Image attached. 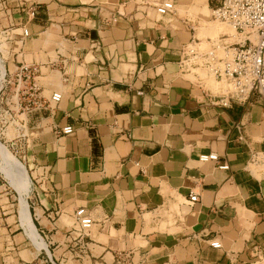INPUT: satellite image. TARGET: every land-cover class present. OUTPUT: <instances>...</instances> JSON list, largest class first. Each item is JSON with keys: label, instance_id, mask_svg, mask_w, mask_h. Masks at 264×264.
<instances>
[{"label": "crops", "instance_id": "obj_1", "mask_svg": "<svg viewBox=\"0 0 264 264\" xmlns=\"http://www.w3.org/2000/svg\"><path fill=\"white\" fill-rule=\"evenodd\" d=\"M10 1L16 34L24 8ZM159 1L24 0L37 16L12 52L17 63L40 67L42 96L60 90L63 98L53 115L29 116L23 151L35 188L24 219L17 190L0 181V264H30L44 246L69 261L80 207L95 226L80 246L93 245L99 259L82 255L78 264L264 261L253 262L264 255V179L248 167L250 152L264 149V100L252 92L222 106V89L185 77L183 51L200 43L194 35L203 39L206 20L178 10L161 16ZM195 6L209 9L208 0ZM53 123L74 131L55 135ZM210 152L216 161L199 160ZM190 193H198L192 205Z\"/></svg>", "mask_w": 264, "mask_h": 264}, {"label": "built area", "instance_id": "obj_2", "mask_svg": "<svg viewBox=\"0 0 264 264\" xmlns=\"http://www.w3.org/2000/svg\"><path fill=\"white\" fill-rule=\"evenodd\" d=\"M17 1L18 5L24 8L25 18L19 24L21 31L13 33V37L23 41L31 36L27 22L36 18L37 8L30 5L25 9L24 0ZM155 10L161 16L173 14L176 11L175 2L174 0H160L156 3ZM211 14L214 19L232 27L238 35L243 36V40L228 44L213 43L212 48L206 51L184 49L185 55L181 57L179 68L187 72V67H194L196 63L190 61L191 57L200 56L202 59H207L205 60L208 65L206 68L214 79L226 82V87L222 89L221 96L216 101L222 106H227L231 99L245 101L252 92H256L264 100V0H219L218 4L211 9ZM13 72L17 76V92L21 90L23 96V101L18 107V111H21L18 116L22 115V117L17 116L19 120L17 125L20 131L17 140L21 143L18 146L28 148L30 114L41 115L47 111L53 115L63 98V93L56 90L49 97L40 94L41 85L37 79L40 73L39 66L18 62ZM10 110L7 107L8 120L14 115L11 114L12 112L10 113ZM51 127L55 135H66L74 131V126L70 123L62 126L53 123ZM20 152L22 154L21 157L18 156L19 160L26 168V153L23 150ZM217 158L215 152L203 153L199 156L201 162L216 161ZM218 167L227 169L228 165L218 164ZM248 167L250 171L257 172L260 178L264 179V149L250 152ZM34 188V184L31 183L30 191ZM197 200L198 193H190L185 201L192 205ZM74 222L75 225L69 234L74 233L77 237H83L94 225V219L84 207L75 211ZM209 245L213 248H220L221 242L218 239H213ZM42 251L43 253L36 257L35 264H62L50 254L48 248H43Z\"/></svg>", "mask_w": 264, "mask_h": 264}, {"label": "rangeland", "instance_id": "obj_3", "mask_svg": "<svg viewBox=\"0 0 264 264\" xmlns=\"http://www.w3.org/2000/svg\"><path fill=\"white\" fill-rule=\"evenodd\" d=\"M18 3V1H16ZM207 2V0H206ZM219 0H208V6L209 9L205 8L204 12H201L200 9L194 7L195 4L199 7L201 4V0H177V3L175 2V9L178 10L180 15L183 16H189L192 20L194 19L195 16H197V20H201L204 22L206 20L205 24H203V28L199 30V36L202 37L203 39H197L195 37V42H200L198 43H192L194 46L199 47L206 51L212 48V43L207 42L208 39L210 40H217V41H232L234 39V36L236 35L235 30L227 25L226 23H223L219 20L214 19V17L211 14V9L218 4ZM183 3L184 7H181L180 5ZM199 4V5H198ZM17 5H14V1H10L9 3H5V0H0V13L6 14L8 17L10 24L9 26H5V23L3 22V16H0V142L6 145L12 153L17 156L19 159L18 155L22 154L23 148L19 147V141L17 140L18 133L20 132L18 130V125L17 123L19 122L18 120V115L21 113V111H18L19 104L21 101H23V96L21 94V90L17 92L18 86H17V76L14 74L13 69L15 66L18 64L16 62V59L14 57V54L12 52L13 44L11 47V42L15 41V37H13V32L12 29L15 27L14 26V13L15 11L13 8H16ZM10 8V11H7ZM33 20V19H32ZM197 22L194 20L193 27L194 29L193 32L195 33ZM206 27L208 29H206ZM18 31V30H17ZM207 37V39H206ZM209 37V38H208ZM15 38V39H14ZM206 39V40H205ZM191 48V45L187 47V50ZM186 50V48H185ZM220 51V50H219ZM218 51V52H219ZM193 61V59L191 58ZM50 65V63L48 64ZM191 67V66H190ZM193 67V66H192ZM194 68V67H193ZM184 71V70H182ZM4 73V74H3ZM186 73V72H184ZM192 74V77L188 75H185V77L191 79V80H196L197 78L201 79L208 85H212L213 89L216 91L221 90L226 87L225 82L219 83L214 79V77L208 73V70L205 69L204 67H198L197 69L191 70L189 72ZM3 74V76H2ZM49 79V77L47 78ZM9 107L10 113L14 114L12 118L9 120L7 119L8 116L6 114V109ZM18 116V117H17ZM20 118V117H19ZM30 124V123H29ZM21 144V143H20ZM0 150L3 152H7L5 147L3 145H0ZM11 153V157H14V155ZM5 156H8L7 153H3ZM0 181L5 182V180L2 177V174H0ZM7 186L9 184L5 182ZM11 189L12 187L9 186ZM15 198H17L16 192L13 190ZM36 224V223H35ZM92 230V235H94L95 231V226L93 225L91 227ZM87 234L83 235V237L79 236L77 237L76 234H74V238L72 242L75 243V248L76 252L74 253L73 258H69V261L63 260L61 261L62 264H78L77 260H82V255L86 256L84 259H99V250H96V248H93V245H90V251L89 248H86L87 246H80L81 244H86V238ZM264 258V255L261 254L259 257H256L253 262H257L259 260H262ZM105 259H108V256L105 257ZM256 264H264L263 262L256 263Z\"/></svg>", "mask_w": 264, "mask_h": 264}, {"label": "bare ground", "instance_id": "obj_4", "mask_svg": "<svg viewBox=\"0 0 264 264\" xmlns=\"http://www.w3.org/2000/svg\"><path fill=\"white\" fill-rule=\"evenodd\" d=\"M242 40H243V36L238 35L236 33V35L234 36V39L232 41H226V40L225 41H217L214 39L211 42H213L215 44H219L220 42L228 44V43H234V42L242 41ZM190 49H198L199 51L204 50V48L203 49L201 48V50H200L199 47L194 46V44H193V46H191ZM190 49H189V51H190ZM191 58L193 59V61L192 60H190V61L192 63H196V65L194 66V68L193 67H187V69H188L187 73L191 72V70L197 69L198 67H204L205 69H207L206 68L207 61H205L207 59H202V57H200V56H198L196 58H194V57H191ZM208 73H210V72L208 71ZM3 74H2V76H3ZM218 82L221 83V82H225V81L222 80V81H218ZM1 144L7 150V152H3V153H7L8 156H5V154H3L2 151L0 150V173L2 174L3 178L17 190L18 199H19L18 206H19V210L21 213V217H23V219H24L26 217L24 215V212H28L25 199H27L28 194H29L30 180H29V177L26 173L24 164L12 153V151L6 145H4L3 143L0 142V145ZM11 153L14 155V157L8 158L11 156ZM25 221L28 222V220H26V219H25ZM74 225H75V223H74ZM26 229H27V227H26ZM44 248H47V247L44 246ZM23 264H29V263L23 262ZM30 264H35V263H34V261H32Z\"/></svg>", "mask_w": 264, "mask_h": 264}]
</instances>
